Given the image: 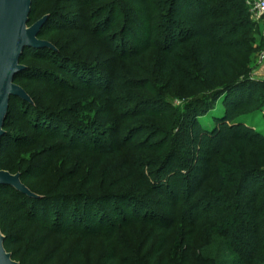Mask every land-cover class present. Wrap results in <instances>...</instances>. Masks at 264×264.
Instances as JSON below:
<instances>
[{"label":"trees","instance_id":"trees-1","mask_svg":"<svg viewBox=\"0 0 264 264\" xmlns=\"http://www.w3.org/2000/svg\"><path fill=\"white\" fill-rule=\"evenodd\" d=\"M99 1L103 0H75L74 6L80 7L79 19L84 21L83 26L70 19L68 12L52 10L45 14L50 18L40 38L48 40L45 37L52 34V26L66 33L85 30V35L90 34L91 21L111 7L110 3L93 7ZM122 1L124 7L122 4L120 7L122 12L124 8V15L131 16L134 12L144 20L146 33L144 36L137 34L132 41L127 40V44L125 41L108 43L111 36L105 35L107 54L114 64L105 61L104 67L102 63L73 58L64 53L55 40L48 41L56 50L29 48L21 58V63L28 68L18 74L15 82L26 89L33 103L21 98L11 99L4 127L7 133L0 147V168L21 173L24 184L41 197H30L13 187L0 186V220L6 249L11 252L9 249L22 240L13 232L27 220L23 205L29 204L31 217H43L44 222H49L48 209L38 204L54 199L52 223L64 239L83 233L99 237L121 225L143 223L152 226L151 234L143 242V257L126 259L124 264H264V132L240 119L255 114L264 106L261 81L251 78L250 64L255 49L252 48L250 12L245 1ZM41 5L42 0H33L29 25L44 17L32 23ZM87 11H90L88 18ZM111 12L109 9L110 15ZM48 53L53 54L50 62L59 70L28 62L44 60L41 56ZM119 64L131 69L121 71L123 66ZM40 70L52 74L44 84L48 82L47 91L59 99L55 109L41 107L33 94L39 88L33 86L28 75ZM169 98H179L183 105L176 107ZM219 100L224 107L220 111L216 104ZM31 108L34 128L38 133L45 132L43 127L48 130L49 133L42 136L54 141L56 154H65L69 159L77 155L79 173L90 170L92 165L86 162L91 155L97 154L102 161L123 154L124 131L126 126H132L129 123L132 120L140 124H133L130 129L141 130L144 124L143 128L148 130L152 126L155 130L149 142L157 146L151 149L154 161L141 173L139 167L147 164H132L122 182L139 177V187L149 188L154 195L147 201L151 200L165 212L147 206L142 195L128 192L118 197L107 194L105 199L97 201L99 197L90 191L65 193L61 190L51 195L31 187L27 181L44 174L45 168L34 170L16 160L25 145L21 142L29 139V135L9 128L16 112L25 114ZM208 112L214 120L212 125H205L200 119ZM70 113L74 117H70ZM94 133L106 139L101 140ZM231 145L239 147L238 156L228 159L230 169L218 179L214 168ZM95 169L88 186L94 184L98 164ZM33 170L39 172L34 175ZM63 177L66 179L60 189L73 181L68 173ZM182 194L184 200L179 203ZM70 198L72 206L63 203L62 200ZM113 198L122 204L121 215H118L117 205H112ZM128 199L134 200L130 206L126 203ZM208 201L213 214L205 219L195 215ZM177 225L189 227L190 231L183 242L172 247L170 237ZM202 227L207 230L206 254L199 240ZM155 236L158 239L154 242ZM39 249L40 246L36 251ZM225 251L233 255L231 261L221 258ZM11 253L16 260L18 252ZM28 259L29 256H25L18 262L28 264ZM110 262L106 257L102 264Z\"/></svg>","mask_w":264,"mask_h":264},{"label":"rangeland","instance_id":"rangeland-1","mask_svg":"<svg viewBox=\"0 0 264 264\" xmlns=\"http://www.w3.org/2000/svg\"><path fill=\"white\" fill-rule=\"evenodd\" d=\"M117 1V5H116ZM246 6L250 12V25L249 27L252 30V48L254 54L252 56V74L251 78L258 79L261 87V94L264 95V77L260 75L261 66L258 64L259 57L264 52V20H257L253 17L251 13V6L248 4V0H244ZM75 0H42V5L32 23L35 22L38 18L44 16L47 13H50L52 10H61L62 12H68L71 16L70 19L75 20L78 25L83 26L84 21L79 19L80 7L74 6ZM107 3L111 7L108 8L107 12L98 14L96 19L92 20L91 33L85 35V30H74L70 32H63L59 30L57 26H52L50 30L52 34L45 37L48 40H55L64 53L67 55L73 56V58L80 59L89 63H108L112 65L115 61L109 60L110 55L107 54V41L103 40L105 35H110L108 43L119 44L127 40H133L137 34L144 36L146 33V23L144 20L139 19L134 12H131V16L124 15L121 10L120 5L124 7V1L122 0H103L96 3V6ZM109 9H112L111 15ZM115 9V11H114ZM125 9L128 10V7L125 5ZM114 11V12H113ZM42 13V14H41ZM90 15V11H87L86 17ZM130 20V23L127 21ZM134 20V22H132ZM62 21V20H61ZM67 23L68 21H63ZM57 25V24H56ZM98 35V36H96ZM99 37V38H97ZM125 39V40H124ZM54 42V41H53ZM112 43V44H113ZM132 44V43H130ZM159 49V47H158ZM92 53V54H91ZM53 54H46L41 57L42 59L29 60L28 62L32 65H42L46 64L48 66H53L55 69L59 70V67L56 64L50 62L53 59ZM94 55V56H91ZM108 60V62H107ZM104 67H106L103 64ZM123 66L121 71H127L131 69L130 66ZM42 72V73H39ZM34 75H28L29 81L32 82L36 87L39 88V91L33 93L37 97L39 105L47 109H55L56 104H58L59 99H55L54 95L50 91H47V84H44V80H48L47 77H52V74L49 72L39 71ZM41 75V76H40ZM45 75L46 77H42ZM67 73H64L65 77ZM55 81V80H54ZM57 83V82H55ZM64 99V97H63ZM176 107L183 105V101L179 98H169L168 99ZM219 111L224 107L222 102L219 100L216 102ZM78 108V107H75ZM84 109H87L85 106ZM29 111V112H28ZM25 114L20 111L16 112V117L11 122V129H19V132L29 135V139L24 140L21 143H24V147L21 149V152L17 154L16 160L24 163L25 166H30L34 170H39L45 168L44 174L37 176L33 170L35 177L30 178L27 183L34 187L37 191L43 193H50L51 195H56L63 190L65 193H79L82 191H90L94 196L99 197L97 201L105 199L106 195H118L120 193L128 192L137 195H142L143 200L145 199L146 205L158 208L159 211L165 212L157 204L147 201L154 198V195L149 191V188L142 189L141 183H139V177H135L132 180H128L123 183L122 179L129 174L132 164H141L147 166H140L139 171H147L150 166L149 163H152L155 159L154 153L152 152L153 143L149 142V137L152 135L155 129L152 126H149L148 130L142 124L141 130L139 129H130L133 124H140L137 120H132L130 125L126 126L124 131V153L115 156L112 155L107 159L99 160L98 155L94 154L88 157L86 165L91 164L89 168L82 173L78 172L80 168L79 162L77 160V155L73 158H68L65 154H56L55 148L53 147L54 141L48 140V138L43 137L46 133H49L43 127V133H38V129L34 128L35 126L32 123L33 109H29ZM75 111V110H74ZM70 117H74L73 113L69 114ZM201 121L205 125H212L214 122L211 112L202 114L200 116ZM244 123L251 125L254 129L264 132V106L263 108L251 116H242L240 118ZM154 125H157L156 123ZM96 136L100 137L101 140H104V136H100L97 133H94ZM93 134V135H94ZM8 143V141H7ZM157 146L154 145L153 148ZM148 149V150H146ZM169 150V149H168ZM239 147L238 146H228L224 151L223 157L218 159V163L214 168L215 174H217L218 179H221L222 176L227 172L230 167L228 166V159H233L238 156ZM85 157V155H83ZM128 163H127V161ZM126 161V162H125ZM98 164V170L95 176L94 184L88 186L89 180L95 175V165ZM136 164V165H137ZM111 169L109 170V168ZM31 168V169H32ZM113 171L111 172V170ZM153 169V167L151 168ZM69 174L73 177V181L69 186L64 189H60V185L64 178L63 175ZM214 185V182H213ZM128 187V188H127ZM139 191V192H136ZM55 197V196H54ZM114 197V196H113ZM72 198L62 200L63 203L71 204ZM96 199V198H95ZM112 200V205H117L118 215H121V206L122 204L116 202L115 198ZM184 200V195L180 197V202ZM54 199L48 200L46 202H40L38 205L41 208H47L49 213V222L45 221V218H35L31 217L28 213L29 204L25 207V214L27 220L24 221L19 226H16L13 235H16L18 239H22L20 242L12 246L9 250L11 252L17 251L18 256L16 257L17 261H22L25 256H29L28 264H102L105 261L106 257L111 259L110 264H124V260L130 259H139L143 257V242L147 240L151 231L152 226H146L143 223L130 224L128 226L121 225L116 230H112L109 233H104L99 237H94L92 234L87 235L86 233L81 234L78 237H73L69 239H64L60 231H56L54 224L52 223V218L55 215V205ZM133 199L126 200L127 205H131ZM136 202V201H135ZM92 203L93 202L92 200ZM72 206V204H71ZM132 207V206H131ZM212 204L208 201L205 202L201 209L196 210L195 215L203 216L213 214V211L210 210ZM42 209V210H43ZM132 214L134 211L130 210ZM152 214L150 213V218ZM19 216H16L18 220ZM120 217V216H119ZM117 216V218H119ZM202 218V217H201ZM45 223V224H44ZM124 223V222H123ZM206 221L203 220V224ZM44 224V225H43ZM242 229V227H239ZM190 231L189 227L177 225L175 226L170 240L171 246L174 247L177 244L184 241L186 234ZM111 234L113 236H111ZM207 230H204V227L200 230L199 240L202 242L203 252L207 253V241L206 238ZM158 237L155 236L154 242L157 241ZM221 242V240H219ZM40 246L39 251L36 249ZM221 258L228 259L231 261L233 255L228 251H225ZM130 264H133L130 262Z\"/></svg>","mask_w":264,"mask_h":264},{"label":"water","instance_id":"water-1","mask_svg":"<svg viewBox=\"0 0 264 264\" xmlns=\"http://www.w3.org/2000/svg\"><path fill=\"white\" fill-rule=\"evenodd\" d=\"M32 4L33 0H0V147L7 133L4 127L10 113L11 99L21 98L33 103L26 89L15 82L18 74L28 68L21 63L22 56L29 48L56 50L52 42L40 38L50 15L29 25ZM260 75L264 77V66ZM0 186L13 187L30 197H41L24 184L21 173L14 174L1 168ZM5 240L0 220V264H21L6 249Z\"/></svg>","mask_w":264,"mask_h":264},{"label":"built area","instance_id":"built-area-1","mask_svg":"<svg viewBox=\"0 0 264 264\" xmlns=\"http://www.w3.org/2000/svg\"><path fill=\"white\" fill-rule=\"evenodd\" d=\"M251 6V13L257 20H264V0H248ZM258 64L261 68L264 66V52L259 57Z\"/></svg>","mask_w":264,"mask_h":264}]
</instances>
